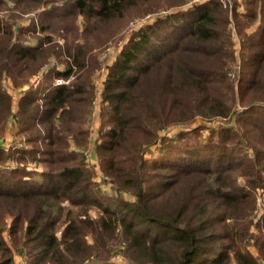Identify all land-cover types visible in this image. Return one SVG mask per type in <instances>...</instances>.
Segmentation results:
<instances>
[{
    "label": "trees",
    "instance_id": "1",
    "mask_svg": "<svg viewBox=\"0 0 264 264\" xmlns=\"http://www.w3.org/2000/svg\"><path fill=\"white\" fill-rule=\"evenodd\" d=\"M145 1L0 0V87L6 79L21 89L15 112L0 91V135L13 116L30 145L5 151L0 143V264H16L14 253L27 264H117L110 262L113 243L130 264L264 262V212L254 237L261 260L237 247L258 189L264 200V0H246L243 13L231 10L237 28V18L256 24L249 37L238 32L236 84L226 75L233 54L217 0L129 36L100 86L98 130L108 127L93 148L114 196L92 181L82 152L96 49L106 42V24ZM36 74L42 81L25 89ZM195 116L224 122L166 135ZM94 208L99 216L92 219ZM7 217L11 244L3 234Z\"/></svg>",
    "mask_w": 264,
    "mask_h": 264
},
{
    "label": "rangeland",
    "instance_id": "2",
    "mask_svg": "<svg viewBox=\"0 0 264 264\" xmlns=\"http://www.w3.org/2000/svg\"><path fill=\"white\" fill-rule=\"evenodd\" d=\"M183 1V2H182ZM207 0H147L145 2H139L136 4L133 8L129 9L127 14L125 15V18L123 19H117L110 24H106L103 29V33L100 36V40L104 41L105 43L102 44L99 48L96 49V57L97 61L99 63V67L97 71L95 70L94 76H93V84H94V93H95V101H94V107L96 109L94 110V113H98V106L100 103V86L103 81V78L105 76L107 67L110 66L117 58L119 51L125 43L129 36L133 34L137 29H139L141 26H144L146 24H150L154 21L160 20L163 17L178 13L179 11H184L185 9H191V7L195 5H200L203 2H206ZM218 3L221 5V10L218 12L217 17L221 20L225 19V17L228 18V24H227V34L229 37V42L231 44L232 49V60L229 63L227 68V78L230 81H233V84H236V80L238 77V71L240 69L241 64V41L242 36L238 34L240 30H242V33H245L247 37H249L252 32L256 29V24H252L249 27H246L245 21H243L240 18H237V22L239 23L238 28L234 25V20L232 18V8H236L237 13H243L246 11L247 7L245 5L246 0H217ZM182 2V3H181ZM181 3V4H178ZM178 4V5H174ZM11 3L8 4V7H11ZM174 5V6H172ZM4 17H8L10 15V12H3L2 13ZM13 15V14H12ZM32 17V15L23 16L22 20L19 23H23L26 25L29 22V19ZM83 25V19L82 17H78L77 19V26L82 29ZM72 27V26H71ZM246 27V28H245ZM28 41H33L32 38H28ZM55 65V64H54ZM53 66V65H51ZM57 66V65H56ZM59 69L60 67L57 66ZM44 73V72H43ZM43 74H36L31 77L30 84L25 89H29L33 85L36 86L38 82L42 81ZM19 90L14 87L13 83L10 80H3V83L1 84L0 91L3 93H7L11 96V104H12V112H15L17 107V101L20 97ZM241 107L237 105L236 112L233 113L232 118H235L238 116V113H240ZM95 117H91L88 122V144L87 149L84 150L83 156L85 157L87 166L89 167L92 181L95 182L98 185V188L101 191V194L104 196L112 197L114 196L113 191L111 190V187L105 181V179L102 177V175L99 173L97 166V159L94 153V146L96 143V140L99 137V134L105 131V129L108 127V124L105 125L99 132V121L98 118L94 119ZM231 119V118H230ZM224 120L222 119H213L209 121L203 120L201 117L195 116L193 119L189 120L188 122H183L184 124H181L179 127L174 128L171 130L172 132H169L166 135L173 136L175 133L177 134L180 131H184L187 129H195L201 125H205L208 128H217L221 123H223ZM191 125V126H190ZM189 126V127H188ZM209 131L202 132V135L205 137H208ZM20 138V135L16 132V121L13 116L9 117L5 123L4 130L2 131V134L0 135V143L1 146L4 147L5 151L11 150L13 146H18L17 149L20 148H28L30 145H27L24 143ZM41 149H43V145L37 144ZM38 148V149H40ZM156 149V148H155ZM152 149L153 152H149L147 154V158H149L151 155L155 154L156 150ZM245 149V145L244 148ZM35 166V165H34ZM43 166L39 165V169H41ZM238 185H243L244 180L242 178H239L237 180ZM262 190L258 189L255 195V201H254V208H252L248 216L244 219L242 223H240L241 227H245L251 222V225L249 224L248 227V234L245 237V239L238 243L237 247H239L242 251H247L249 255H252L254 259L258 258L260 259V252L257 247L254 246L255 241L254 237L260 235V231L255 226L257 219L260 217V215L264 212V200L262 198ZM125 199H130L129 196L124 195ZM65 210L62 212V215H65ZM62 216V217H63ZM88 216L92 219H95L99 216V211L97 209H91L88 212ZM11 218H6V225L4 226V237L6 238V241L11 244V238L8 236L7 229L9 227ZM264 233V232H263ZM59 235V233H58ZM257 238V237H256ZM90 240V238H88ZM111 252H109V255L112 256L110 259V262H115L117 264H130L120 253V246L113 243L112 248L111 245H109ZM25 253V252H24ZM15 255V262L16 264H25L24 256L19 255L17 253H14ZM261 260V259H260ZM260 264H264V262L260 261ZM258 263V264H259ZM86 264H100L99 261L94 258L89 260ZM234 264V263H232Z\"/></svg>",
    "mask_w": 264,
    "mask_h": 264
},
{
    "label": "built area",
    "instance_id": "3",
    "mask_svg": "<svg viewBox=\"0 0 264 264\" xmlns=\"http://www.w3.org/2000/svg\"><path fill=\"white\" fill-rule=\"evenodd\" d=\"M63 83H64V81H62V80H58V81L56 82V84H58V85L63 84ZM21 140L24 141V138L22 137ZM25 264H27V263L25 262Z\"/></svg>",
    "mask_w": 264,
    "mask_h": 264
},
{
    "label": "crops",
    "instance_id": "4",
    "mask_svg": "<svg viewBox=\"0 0 264 264\" xmlns=\"http://www.w3.org/2000/svg\"><path fill=\"white\" fill-rule=\"evenodd\" d=\"M95 109H96V107L93 108L92 115H91V117H92V116L95 117L94 119L97 118V114H96V113L93 114V112H94ZM91 117H90V118H91Z\"/></svg>",
    "mask_w": 264,
    "mask_h": 264
}]
</instances>
